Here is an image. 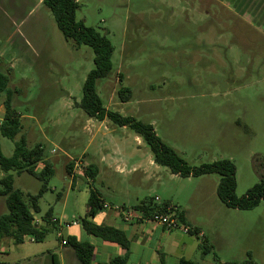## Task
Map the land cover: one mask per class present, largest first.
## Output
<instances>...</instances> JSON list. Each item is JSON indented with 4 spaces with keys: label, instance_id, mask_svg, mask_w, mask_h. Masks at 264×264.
<instances>
[{
    "label": "rangeland",
    "instance_id": "obj_1",
    "mask_svg": "<svg viewBox=\"0 0 264 264\" xmlns=\"http://www.w3.org/2000/svg\"><path fill=\"white\" fill-rule=\"evenodd\" d=\"M76 1V20L96 29L114 47L112 69L96 84L104 107L151 124L190 166L231 160L238 197L256 184L264 170H255V161L264 162V26L254 21L264 13V0H237L245 8L244 18L214 0ZM27 9L32 10L24 27L28 46L20 47L22 55L34 60V69L23 76L26 65L21 62L18 70H8L7 63L0 70L9 71V88L17 92L12 107L20 114L27 147L40 144L43 158L54 168L48 190L39 200L45 213L50 206L60 208L57 194L70 180L64 166L71 162L69 157L82 156L88 132H97L99 139L109 133L107 137L134 148L138 135L109 119L89 118L77 107L86 75L94 67L92 49L66 39L46 5L30 0L23 15ZM6 35L0 27V42ZM123 88L130 90L126 102L118 94ZM3 100L0 94V120ZM75 136L71 147L69 139ZM138 137L144 154L152 156ZM0 145L3 155L11 156L13 141L0 136ZM159 171L165 185L147 195L160 200L174 197L187 207L192 219L201 223L210 248L203 254L200 239L173 230L184 245L168 264L177 255L200 264L240 262L248 253L255 264H264V201L251 210L227 208L216 195L218 175L171 181L167 167L159 166ZM3 175L0 170V180ZM13 176L14 187L25 194L34 195L41 187L29 173ZM95 187L101 189L98 183ZM0 211L7 213L6 205Z\"/></svg>",
    "mask_w": 264,
    "mask_h": 264
},
{
    "label": "crops",
    "instance_id": "obj_2",
    "mask_svg": "<svg viewBox=\"0 0 264 264\" xmlns=\"http://www.w3.org/2000/svg\"><path fill=\"white\" fill-rule=\"evenodd\" d=\"M29 1L0 0V27L7 31L6 37L0 42L2 44L0 46V66L7 63L10 64L9 69L18 70L22 62L26 65L23 76H27V71L31 73L35 65L34 60L21 54L20 47L21 44L28 46L24 27L32 10L28 11L27 9L25 15L22 11L25 6H28ZM214 1L238 18L247 16L245 8L237 0ZM35 2L37 6L44 5L41 0H35ZM254 24L264 26V13H258ZM33 56V59L38 58L37 50L33 51ZM108 135L110 134H102V138L99 139L97 132H88L86 136L88 141L82 156L78 160L69 157L71 162H68L64 168L70 180L66 183L65 190L58 193L56 197L61 206L60 208L56 206L48 208V210L51 209L50 220L53 224L50 225L44 221L43 216L46 212H41L40 199L38 200L40 211L33 214L34 224L37 227L50 228L44 239L41 242H36L35 240L31 241V237L27 236L21 244H15L12 239L7 241L3 239L0 242V262L3 264H54V262L81 264L73 249L67 243L62 244L63 238L67 240L68 237L73 236L79 241L93 245V264H109L113 258L123 257L126 253L128 256L126 264H162L160 255H162L163 264H168L169 258H172L173 253L184 243L180 242L179 235H172L171 231H166L159 224L144 217L141 212L132 209L141 201L150 198L154 202L157 199L158 202L155 203L159 206L169 202L183 212L184 224L192 230V234H188L200 239L198 247L201 250L206 238L201 229V223L192 219L189 209L181 207L177 200H173L174 197L160 200L157 196L147 195L157 186L165 184L160 176V165L154 162L153 155L144 154L140 146V138L136 136L137 144L134 148L132 145L121 144V140H117L112 135L107 137ZM77 139V136L70 137L68 145L75 146ZM144 155L146 156L144 157ZM68 165H70L69 169ZM89 166H92V171L95 174L92 182L85 175V170ZM42 167L43 164L38 163L36 171L39 172ZM168 171L171 181L181 178L172 174L169 169ZM12 174L20 173L13 172ZM95 183H98L101 189L95 187ZM90 188L96 190L104 202V208L90 220L97 225H107L123 230L130 242L127 251L116 243L88 235L81 227L80 220L85 216L87 210L86 204ZM116 200H120V203H116ZM160 202L162 204H159ZM4 207L5 198L0 196V210ZM71 209H77V213L72 214ZM126 212H131L132 217L127 219ZM2 214L4 213H0V215ZM194 230H197V234H193ZM58 234H61L62 237H59ZM14 245H16L15 248H11ZM14 250L17 251L16 254H14ZM177 256L173 258V264H177L179 258L182 257V255Z\"/></svg>",
    "mask_w": 264,
    "mask_h": 264
},
{
    "label": "trees",
    "instance_id": "obj_3",
    "mask_svg": "<svg viewBox=\"0 0 264 264\" xmlns=\"http://www.w3.org/2000/svg\"><path fill=\"white\" fill-rule=\"evenodd\" d=\"M46 5L56 22L57 28L66 39L72 40L75 45H85L92 49L94 57V67L84 80L82 86L81 100L76 103L89 118L99 121L109 119L113 124L127 127L133 130L149 147L153 160L156 164L167 167L172 174L181 178L200 177L203 175L216 174L219 181L216 187V195L219 201L227 208L237 210H251L264 201V170L259 174V181L249 188L242 196L236 195V168L229 159H221L199 166H190L187 162L170 146L164 143L156 134L153 126L143 123L130 116H123L117 111H112L104 107L101 98L96 91L97 81L105 78L112 69V54L114 47L111 42L96 29L88 27L83 21L76 20V11L79 4L76 0H41ZM10 70V69H8ZM0 70V94H4L3 106L4 114L0 120V136L5 137L14 143L11 156H4L0 146V170L5 176L0 180V196L5 198L7 213L0 215V242L3 239H12L15 244H21L24 238L33 237L36 242H41L50 228L37 227L34 224V213L40 211L38 200L48 190L49 179L54 175V168L50 161L43 158V148L40 144L32 148L27 147L25 135L21 134L20 114L12 107V100L16 90L9 88V71ZM119 97L121 102L128 101L130 97L129 88L120 89ZM19 137L17 138V136ZM255 170L259 173L264 168V162L255 161ZM42 163V169L37 172L36 166ZM68 169L70 165L67 166ZM261 167V168H260ZM258 168L259 171H258ZM92 166L85 170V175L92 182L95 174ZM13 172H26L35 176L41 187L34 195L24 194L20 189L14 187ZM170 203L165 202L157 205L153 199H146L132 207L148 219H152L159 213L164 212ZM87 210L85 216L80 220L83 230L93 237L104 241L118 244L122 249H129V239L121 229L107 225H97L90 219L104 208V202L99 193L90 188L87 199ZM180 221L185 223L184 214L179 213ZM51 209L47 210L43 216L46 223H51ZM195 231V232H194ZM193 234H197L194 230ZM192 234V230L189 232ZM69 245L78 261L81 264H93L92 255L94 247L92 244L79 241L75 237L67 238ZM201 252L206 254L209 247L203 242ZM127 253L123 257L113 258L109 264H126ZM160 261L163 264L162 255ZM0 264H3L0 262ZM54 264H58L54 262ZM177 264H200L196 261L180 257ZM225 264H255L250 253L248 257L240 262H228Z\"/></svg>",
    "mask_w": 264,
    "mask_h": 264
},
{
    "label": "built area",
    "instance_id": "obj_4",
    "mask_svg": "<svg viewBox=\"0 0 264 264\" xmlns=\"http://www.w3.org/2000/svg\"><path fill=\"white\" fill-rule=\"evenodd\" d=\"M158 200L155 199V202ZM180 210L176 205L169 204L165 207L164 212L159 213L157 216H155L152 219H149L152 222H155L156 224H159L162 226L166 231H173V230H180L184 233H189L191 231V228L180 221L179 217ZM125 216L127 219L132 217L131 212H126ZM59 237H62L61 234H58ZM31 241L34 240L33 237L30 238ZM67 240L62 239V244H66Z\"/></svg>",
    "mask_w": 264,
    "mask_h": 264
}]
</instances>
